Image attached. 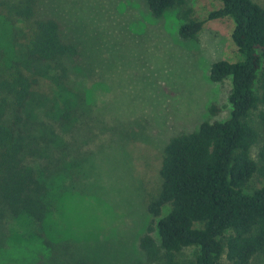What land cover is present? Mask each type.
Returning <instances> with one entry per match:
<instances>
[{"label":"rangeland","instance_id":"rangeland-1","mask_svg":"<svg viewBox=\"0 0 264 264\" xmlns=\"http://www.w3.org/2000/svg\"><path fill=\"white\" fill-rule=\"evenodd\" d=\"M26 1L0 0V74L16 64L35 80L15 127L23 163L42 181L49 209L36 223L13 217L0 197V264H156L139 239L168 211L157 218L147 211L161 186L163 151L202 122L229 117L231 78L211 82L209 69L241 60L233 21H207L195 39L183 40L179 9L157 19L145 0H31V20L14 11ZM253 1L264 8V0ZM186 3L197 20L221 7L220 0ZM37 19L57 21L78 54L51 62L29 57L25 34ZM262 183L255 176L244 189Z\"/></svg>","mask_w":264,"mask_h":264},{"label":"trees","instance_id":"trees-1","mask_svg":"<svg viewBox=\"0 0 264 264\" xmlns=\"http://www.w3.org/2000/svg\"><path fill=\"white\" fill-rule=\"evenodd\" d=\"M30 1L15 7L17 16L34 18ZM220 1L218 10L197 20L186 0H145L157 19L179 9L178 36L183 40L195 39L207 21L230 18L231 39L241 56L236 62H215L209 69L211 82L231 78L229 117L204 121L195 131L171 138L164 148L161 186L147 211L155 218L163 208L168 211L139 239L146 258L156 264H250L255 257L264 262V8L253 0ZM25 50L46 62L78 54L53 19L32 22ZM34 84L16 64L0 74V197L13 217L28 215L42 223L48 196L42 181L23 163L24 144L15 127ZM11 109L14 124L6 120ZM218 112L217 106L209 109L211 115ZM255 176L263 183L248 193L244 188ZM191 248L193 257H185L183 252Z\"/></svg>","mask_w":264,"mask_h":264}]
</instances>
